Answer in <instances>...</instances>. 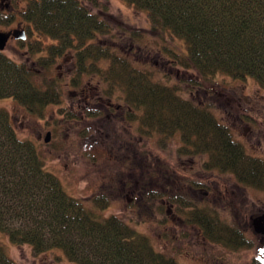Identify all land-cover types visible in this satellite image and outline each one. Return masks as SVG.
Here are the masks:
<instances>
[{"label": "trees", "instance_id": "1", "mask_svg": "<svg viewBox=\"0 0 264 264\" xmlns=\"http://www.w3.org/2000/svg\"><path fill=\"white\" fill-rule=\"evenodd\" d=\"M125 1L148 12L147 28L113 21L110 0H25L22 18L37 43L20 39L28 45L20 61L0 50V100L14 98L33 113L57 105L58 125L119 111L123 126L138 139L179 137L176 151L198 157L200 166L191 169L233 174L243 185L264 189V158L248 153L212 104L195 96L213 95L220 73L252 76L264 87V0ZM13 18H0V24ZM64 64L63 73L53 74ZM66 86H72L68 94ZM64 95L70 99L66 105ZM86 200L67 193L37 143L19 136L0 106V264H23L6 251L3 236L38 253L59 250V257L77 264H181L124 217L103 215L108 195ZM159 210L169 212L163 204ZM179 210L211 242L235 248L250 243L241 227L218 214L217 205L179 203L183 217Z\"/></svg>", "mask_w": 264, "mask_h": 264}, {"label": "rangeland", "instance_id": "2", "mask_svg": "<svg viewBox=\"0 0 264 264\" xmlns=\"http://www.w3.org/2000/svg\"><path fill=\"white\" fill-rule=\"evenodd\" d=\"M24 5L25 0H13L11 8L1 7L3 13L0 12V18L10 15L14 18L9 25L0 24V29L18 27L19 22L20 27L26 28L27 38L37 43V36L29 34L30 27L22 18ZM109 14L117 23L123 21L132 27L148 26V12L138 11L125 0H110ZM27 47L19 39L12 38L4 52L20 61L23 59L22 51ZM57 63L60 62L53 63V66L57 67ZM101 63L104 67L109 65L108 60ZM40 65L38 62L35 66L41 68ZM166 65L172 68L169 62ZM66 66L55 68L53 74L63 73ZM171 70L175 77L179 75L182 78L180 70ZM215 79L218 83L212 85L213 95L205 97L199 92L195 96L212 104L215 115L231 126L234 137L245 145L248 153L264 158V87L252 76L243 79L220 73ZM68 88L72 89V86L65 87L66 94ZM64 99L63 104H68L70 99L67 95ZM0 106L11 115L19 136L37 143L45 156L46 167L58 175L67 193L84 200L93 194L105 193L110 205L101 211L103 215L114 213L124 217L149 234L157 249L170 252L181 264H264V237L252 232L249 217L257 205L244 203L241 193H236V214L230 215L228 208L220 207L228 204L227 199L233 193H224V185L223 193L219 191L217 183L223 184V179L217 177V171L210 175L200 168L191 169L193 164L200 166L196 163L198 157L180 155L176 151L181 144L179 137H172L167 142L160 139L162 134H156L152 139L145 136L143 140L138 139L130 127L123 126L126 123L117 115L119 111L83 122L69 124L65 121L58 125V118L62 116L59 117L54 104H48L41 113H33L9 97L1 99ZM48 130L51 138L46 142L44 137ZM122 139L124 146L119 147ZM141 141L145 143L143 148ZM120 153L125 155L119 157ZM223 173L225 176L229 174ZM131 183L136 185L132 187ZM247 191L250 199L264 202V189L248 186ZM219 193L225 195L222 204L219 203ZM160 194H163L162 198ZM191 202L200 207H208V203L217 205L220 216L245 231L249 245L235 248L209 241L202 230L187 219L188 214L180 210L183 217L178 214L179 203L185 206ZM159 204H163V210H169L167 215L159 210ZM164 216L166 220L160 221ZM1 239L9 255L23 264H77L59 257L61 251L56 249L38 253L29 244L12 243L4 236Z\"/></svg>", "mask_w": 264, "mask_h": 264}, {"label": "flooded vegetation", "instance_id": "3", "mask_svg": "<svg viewBox=\"0 0 264 264\" xmlns=\"http://www.w3.org/2000/svg\"><path fill=\"white\" fill-rule=\"evenodd\" d=\"M3 1L0 5V8L1 7H6V8H11L12 7V1L13 0H0V2ZM6 1V2H4ZM5 3L6 6H3ZM21 25V24H20ZM19 25V22H18V26ZM18 39V38H14L13 36H11L7 42V44L9 43V41L11 39ZM20 40V39H19ZM7 46V45H6ZM258 156H261V155H258ZM219 174H217V177L220 179H223V184L220 182V183H217V187L219 188V191H221L223 193V188H222V185H224V193L226 192H231L233 194H230L229 197L230 199L228 200L227 199V203L228 204H225V206H220L224 209H229V214L230 215H234L236 214L235 213V210H236V193L240 194V196H242V198L244 199V203H247V204H255L257 205L255 207V209L253 210V212L249 215L250 219L252 220V232L256 235V236H260V237H264V232H259L255 229V226H254V220L255 219H259V218H264V202L260 203V200L261 199H258L259 201H256V200H253V199H250V197L248 196V191H247V188H248V185H243L242 183H240L235 177L233 178V174H228V176L224 175V173L222 172H218ZM249 186H252V185H249ZM230 187V190H228ZM254 187V186H252ZM233 195V196H232ZM228 197V198H229ZM234 197V198H233ZM239 197V195H238ZM237 197V198H238ZM225 198V195H222L219 193L218 195V199L220 200L219 203L222 204L223 203V199ZM246 199V200H245Z\"/></svg>", "mask_w": 264, "mask_h": 264}, {"label": "water", "instance_id": "4", "mask_svg": "<svg viewBox=\"0 0 264 264\" xmlns=\"http://www.w3.org/2000/svg\"><path fill=\"white\" fill-rule=\"evenodd\" d=\"M2 2L3 1H1L0 3ZM11 36H13L14 38L25 39L27 37L26 28L18 26L8 30L0 29V50L5 49L7 42ZM50 138L51 131L48 130L44 137V140L48 142ZM253 223L257 231L264 232V218L255 219Z\"/></svg>", "mask_w": 264, "mask_h": 264}]
</instances>
